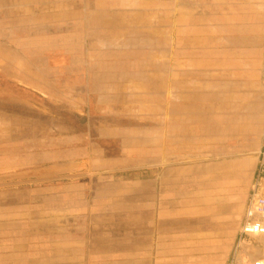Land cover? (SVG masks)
<instances>
[{"label": "crops", "instance_id": "0c3cea01", "mask_svg": "<svg viewBox=\"0 0 264 264\" xmlns=\"http://www.w3.org/2000/svg\"><path fill=\"white\" fill-rule=\"evenodd\" d=\"M8 34L33 36H0L1 72L14 51L10 80L53 100L62 75L101 120L0 116V264H226L264 135V0H0Z\"/></svg>", "mask_w": 264, "mask_h": 264}, {"label": "rangeland", "instance_id": "374dc122", "mask_svg": "<svg viewBox=\"0 0 264 264\" xmlns=\"http://www.w3.org/2000/svg\"><path fill=\"white\" fill-rule=\"evenodd\" d=\"M2 38L7 39L11 43H15L17 37L23 36L25 41L30 42L32 40L33 35H16V34H8V35H0ZM37 38V37H36ZM38 39V38H37ZM0 41L3 39L0 38ZM41 41V39H39ZM26 58L31 60L34 58V51L27 50L24 51ZM5 61L7 66L4 68L7 71L1 72L0 71V92L7 93V98H0V108H2V112L0 116L2 118H7L9 122H16L20 121L23 123H37L38 126L42 127L44 123H55L58 128L62 127L63 125H68L70 128H75L79 122H86V121H97L101 120L99 118V114H94L90 112V107L92 105V101L95 99H86V98H66L63 95V80L60 78L56 80V96L53 100H49L47 98H42L37 96V94H33L31 92V88L28 85L29 83H24V86L17 85L15 81L10 79L14 78V72H12L15 67L13 63L15 62V53L14 51H3ZM39 57H42L39 54ZM51 62L55 63L56 70L59 71L62 68L63 64V51L57 50L54 54L50 57ZM14 67V69H12ZM11 69V70H10ZM7 77V78H6ZM28 80V79H27ZM261 80L264 84V66L262 68V75ZM2 100V101H1ZM109 100V101H108ZM117 100V99H116ZM140 100V99H138ZM145 102L139 103L136 102V99H119L116 103H113L111 99H105L103 105L104 109L111 110L113 109V105H118L119 107H123L126 110L131 108L135 110L139 108V106H143L149 102L151 104H155L157 99L155 98H145ZM5 102V104H4ZM148 103V104H149ZM121 116V115H120ZM104 120H111L112 114L108 112L107 114H103ZM153 120H158V115H153ZM138 120V119H137ZM140 120V119H139ZM63 129L57 130V132H62ZM73 130V129H72ZM67 131V130H66ZM263 139V137H262ZM112 149V147H109ZM115 148V147H114ZM260 153V151H259ZM258 153V163L255 175L253 177L248 195L246 204H248L249 199L251 197L253 188L257 182H262V186H264V167H261L260 158ZM131 162H120L119 164L116 163H105V173L110 171L114 168H125L128 167ZM145 163H135V165L143 166ZM240 228V227H239ZM255 255L257 256L256 259H264V237H248L240 239L239 231L237 237H235L234 242L232 244V248L230 250L228 259L226 264H228L232 259H238L244 264H248L253 259H247L248 256ZM262 255L263 258H259L258 256Z\"/></svg>", "mask_w": 264, "mask_h": 264}, {"label": "built area", "instance_id": "2783aa9c", "mask_svg": "<svg viewBox=\"0 0 264 264\" xmlns=\"http://www.w3.org/2000/svg\"><path fill=\"white\" fill-rule=\"evenodd\" d=\"M261 167H264V135L259 153ZM240 239L264 236V186L257 182L245 209L239 229ZM228 264H244L238 259H232ZM248 264H264V259H254Z\"/></svg>", "mask_w": 264, "mask_h": 264}, {"label": "bare ground", "instance_id": "6f19581e", "mask_svg": "<svg viewBox=\"0 0 264 264\" xmlns=\"http://www.w3.org/2000/svg\"><path fill=\"white\" fill-rule=\"evenodd\" d=\"M254 260V259H253Z\"/></svg>", "mask_w": 264, "mask_h": 264}]
</instances>
